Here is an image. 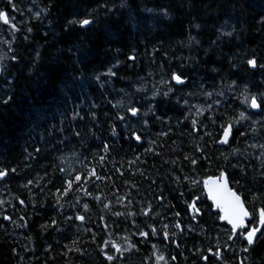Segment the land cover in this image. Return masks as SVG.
<instances>
[{"label":"trees","instance_id":"16d2710c","mask_svg":"<svg viewBox=\"0 0 264 264\" xmlns=\"http://www.w3.org/2000/svg\"><path fill=\"white\" fill-rule=\"evenodd\" d=\"M13 3L0 0L18 29L0 21V97L13 96L0 102V264H264V238L241 251L202 191L223 171L250 212L264 206V110L244 102L264 98V68L247 64H264V0Z\"/></svg>","mask_w":264,"mask_h":264},{"label":"snow or ice","instance_id":"6c2138e0","mask_svg":"<svg viewBox=\"0 0 264 264\" xmlns=\"http://www.w3.org/2000/svg\"><path fill=\"white\" fill-rule=\"evenodd\" d=\"M7 4L12 6V12L15 13L18 9L15 7V4L13 3V0H7ZM124 6V5H122ZM111 11V9H109ZM38 15V14H37ZM15 17L12 16L9 12L5 10H0V21L3 22L5 25H10V27L13 28V30H18L16 25L14 23H11L12 20H14ZM93 23L90 19H80V20H69V25H78L81 28L87 27ZM29 32H31V28L28 29ZM227 35H231V33H226ZM16 58L13 57V60ZM130 59H134V57H130ZM247 64L255 69L258 66L260 68H264V64H257L256 59L252 58L247 61ZM3 74V69L0 68V75ZM107 75H115L114 72L109 69V72ZM97 80H99V76L96 77ZM172 79L175 80L177 84H183L185 83L184 79L181 75L173 73ZM10 83V82H9ZM167 95V93H165ZM207 95L211 96V93H208ZM13 96L12 95H6L5 97H0V102L3 104H9L10 101H12ZM245 103H248V97H245ZM115 107V105H114ZM250 107L252 109L256 110H264V98H262L260 101L257 100L256 96H252L250 100ZM128 111L132 116H136L139 109L137 108H129ZM121 120H124V116L119 117ZM241 119H247L244 112L240 113ZM193 126L195 127L196 122L193 121ZM223 128V137L220 139V143L227 144L229 142V136L232 132V124H228L227 126L222 125ZM78 135V133H77ZM133 137L136 141H140L141 137L140 135L136 134L135 132L132 133ZM166 135V134H165ZM264 147V146H262ZM38 151V150H37ZM103 159V157H101ZM185 159H190L189 157H185ZM190 163L192 165H196L197 160L196 159H190ZM12 172H15V169H11ZM8 175V170L0 169V180H3ZM92 176H95V171L92 170L91 172ZM96 179H100L99 176H96ZM81 180V176L77 175L75 177V181L79 182ZM73 181H68V186L71 188ZM198 183V181L193 180V184ZM203 187L207 192V197L212 201V203L215 205V207L219 210L222 215L219 216V219L221 221H226L228 225L231 226V231L229 235V240L239 238L243 241H246V245L241 248V251L248 252L250 249H253V246L256 245L259 242L260 238H264V231H261V228H264V206L260 207L258 210L253 209L251 212L249 209L245 206V199L243 197V193H239L236 190L230 188L228 186V177L225 174V172L221 171L220 175L218 177H208L203 181ZM260 195L253 196V202L257 199H260ZM200 197L196 196L194 200L189 204V208L192 209L194 214H200V209L196 206V201L199 200ZM20 203H24L23 201H20ZM85 210L88 209V205H84ZM147 213H145L146 215ZM117 215H121V213H117ZM179 215V213H177ZM258 215V223L261 227H255L250 226L246 221L252 220L254 223L256 222L255 217ZM195 218V215L193 216ZM5 219H8V217H5ZM80 220H83L84 217L80 216ZM167 227V225H165ZM176 227H180L179 224L176 225ZM153 234H155V229L153 228ZM257 233H259V236H257ZM141 235L147 237L148 233L143 232ZM165 238H167V233H165ZM155 247V245H153ZM112 248L116 250V252H120L121 249L117 247L115 243L112 244ZM211 252V249L209 250ZM214 256H216L217 259H220V253H212ZM105 258L108 261H113L116 259L113 255H108L105 253ZM206 264L209 261L208 256L202 257ZM158 260L163 261V256H158ZM173 259H175L173 257Z\"/></svg>","mask_w":264,"mask_h":264},{"label":"water","instance_id":"95a60500","mask_svg":"<svg viewBox=\"0 0 264 264\" xmlns=\"http://www.w3.org/2000/svg\"><path fill=\"white\" fill-rule=\"evenodd\" d=\"M250 67V66H249ZM251 68V67H250ZM174 81V83L177 85V86H181L182 84H177L176 82H175V80H173ZM251 108V107H250ZM252 109V108H251ZM254 112H256V113H258L259 112V110H256V109H252ZM222 137H223V134H222V136H221V139H222ZM229 139H230V136H229ZM222 146H226L227 144H222V143H220ZM228 186H229V184H228ZM202 188H203V192H204V194H205V197H206V200H207V202L212 206V210H213V212H217V213H219V215H222V213H220L219 212V210L215 207V205L212 203V201L210 200V199H208V197H207V192H206V190L204 189V187H203V184H202ZM220 222L221 223H225L230 229H231V226L230 225H228L227 224V222L226 221H221L220 220ZM248 221H246V223H247ZM258 227H261L260 225L258 226ZM261 230H262V228H261ZM257 236H259V233H257ZM243 241V240H242ZM243 242H246V241H243Z\"/></svg>","mask_w":264,"mask_h":264},{"label":"bare ground","instance_id":"6f19581e","mask_svg":"<svg viewBox=\"0 0 264 264\" xmlns=\"http://www.w3.org/2000/svg\"><path fill=\"white\" fill-rule=\"evenodd\" d=\"M13 15V14H12ZM18 17V16H17ZM249 66V65H248ZM250 69V68H249ZM172 77V76H171ZM173 84V83H172ZM177 87V86H176ZM176 93V92H175ZM215 102V101H214ZM218 102V101H217ZM192 103H194V101L192 102ZM191 103V105H193ZM213 104V103H212ZM246 106H247V108H248V110L251 112V113H253L254 115H258L256 112H254L251 108H250V102H248L247 104H246ZM233 125V124H232ZM220 139H221V136H220V138H219V140H218V142H217V146L218 147H222V148H225L224 146H222L221 144H220ZM227 146H228V144H227ZM263 146H264V142H263ZM210 177H212V176H210ZM215 177V176H214ZM229 184V183H228ZM204 196V195H203ZM11 208V207H10ZM192 216V215H191ZM219 220V219H218ZM250 222V220L247 222V223H249ZM255 227H258L259 226V223H258V215H257V220H256V223H255V225H254ZM261 231H264V228H262V230ZM241 240V239H240ZM129 241V240H128ZM241 242H243V241H241ZM164 252V251H163ZM162 253V252H161ZM164 253H167V252H164ZM162 255V254H161ZM164 255H166V254H164ZM164 258H166V257H164ZM170 263V262H169Z\"/></svg>","mask_w":264,"mask_h":264},{"label":"rangeland","instance_id":"374dc122","mask_svg":"<svg viewBox=\"0 0 264 264\" xmlns=\"http://www.w3.org/2000/svg\"><path fill=\"white\" fill-rule=\"evenodd\" d=\"M1 48V47H0ZM264 148V147H263ZM259 153H261L262 155H263V159H264V150L262 151V152H259ZM0 197L1 198H3L4 200H5V202H6V204H8V201H7V198H6V196H5V194H3L2 192H0ZM1 205L2 204H5L4 202H2V203H0ZM5 204V205H6Z\"/></svg>","mask_w":264,"mask_h":264},{"label":"flooded vegetation","instance_id":"af4514ba","mask_svg":"<svg viewBox=\"0 0 264 264\" xmlns=\"http://www.w3.org/2000/svg\"><path fill=\"white\" fill-rule=\"evenodd\" d=\"M193 96V95H192ZM218 262V261H217Z\"/></svg>","mask_w":264,"mask_h":264}]
</instances>
